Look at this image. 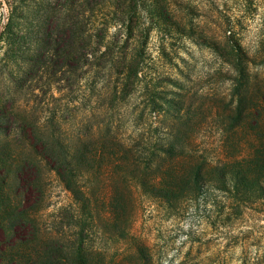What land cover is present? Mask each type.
<instances>
[{"label": "rangeland", "instance_id": "obj_1", "mask_svg": "<svg viewBox=\"0 0 264 264\" xmlns=\"http://www.w3.org/2000/svg\"><path fill=\"white\" fill-rule=\"evenodd\" d=\"M230 34L247 55L239 59L243 76L264 77V0H0V132L13 128L3 117L11 107L18 116L38 117L45 104L57 103L70 81L61 76L64 70L85 72L76 92L81 97L88 92L82 90L89 72L127 69V61L112 62L117 56L137 55L138 83L130 104L139 102L145 83L157 77L156 89L166 97L182 87L195 92L190 101L206 92L230 98L241 74L213 48ZM68 53L83 56L77 63L60 61ZM84 101L73 103L75 125L94 105L87 102L84 109ZM130 107L120 117L126 139L139 129ZM212 131L219 133L216 127ZM46 187V195L33 203L34 236L22 233L31 256L26 264H264L261 207L235 218L223 206L208 216L202 205L177 212L145 198L132 212L127 237L118 238L100 201L83 205L55 182ZM132 236L143 247V258L131 256L139 250Z\"/></svg>", "mask_w": 264, "mask_h": 264}, {"label": "trees", "instance_id": "obj_2", "mask_svg": "<svg viewBox=\"0 0 264 264\" xmlns=\"http://www.w3.org/2000/svg\"><path fill=\"white\" fill-rule=\"evenodd\" d=\"M213 48L216 53L220 48L223 61L241 74L230 98L206 92L190 101L195 92L182 87L166 97L156 89L157 77L145 83L143 98L130 104L138 83L133 67L137 55H131L109 59L127 61L125 70L89 72L82 90L88 92L81 97L76 92L85 72H61L70 80L67 91L52 107L45 104L41 116H18L16 108L8 109L3 117L13 128L0 132V263L6 258L26 264L31 257L23 248L22 233L34 236L33 203L53 182L83 205L100 201L118 238L127 237L132 212L145 198L177 212L202 205L208 216L223 206L235 218L248 209H264V77L243 76L239 59L247 60V55L233 34ZM68 54L60 61L77 63L83 56ZM78 99H85L84 109L87 102L94 105L75 125L73 103ZM128 106L139 123L131 139L120 129L122 109ZM215 127L219 133L212 131ZM131 238L139 249L131 256L143 258V247Z\"/></svg>", "mask_w": 264, "mask_h": 264}]
</instances>
